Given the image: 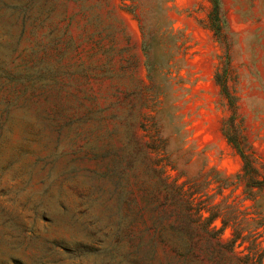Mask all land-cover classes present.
<instances>
[{"label": "rangeland", "instance_id": "rangeland-1", "mask_svg": "<svg viewBox=\"0 0 264 264\" xmlns=\"http://www.w3.org/2000/svg\"><path fill=\"white\" fill-rule=\"evenodd\" d=\"M264 0H0V264H264Z\"/></svg>", "mask_w": 264, "mask_h": 264}, {"label": "trees", "instance_id": "trees-1", "mask_svg": "<svg viewBox=\"0 0 264 264\" xmlns=\"http://www.w3.org/2000/svg\"><path fill=\"white\" fill-rule=\"evenodd\" d=\"M262 181H263L262 185H264V178H263V180H262Z\"/></svg>", "mask_w": 264, "mask_h": 264}]
</instances>
